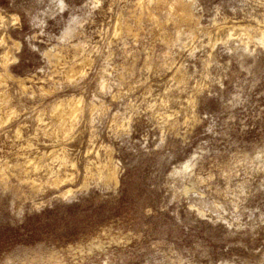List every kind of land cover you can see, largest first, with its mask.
I'll return each instance as SVG.
<instances>
[{
  "label": "rangeland",
  "instance_id": "374dc122",
  "mask_svg": "<svg viewBox=\"0 0 264 264\" xmlns=\"http://www.w3.org/2000/svg\"><path fill=\"white\" fill-rule=\"evenodd\" d=\"M0 264H264V0H0Z\"/></svg>",
  "mask_w": 264,
  "mask_h": 264
}]
</instances>
